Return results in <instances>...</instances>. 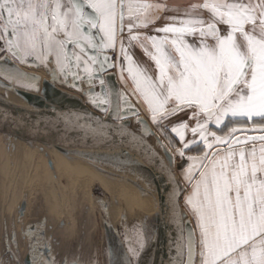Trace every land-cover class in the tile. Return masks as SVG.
Segmentation results:
<instances>
[{
    "label": "snow or ice",
    "instance_id": "snow-or-ice-1",
    "mask_svg": "<svg viewBox=\"0 0 264 264\" xmlns=\"http://www.w3.org/2000/svg\"><path fill=\"white\" fill-rule=\"evenodd\" d=\"M165 10L166 3L146 0H0V53L21 61L34 57L42 64L54 57V73L66 80L70 72L77 84L86 82L90 102L122 120V104L128 111L134 106L127 93L109 92L103 76L115 67L105 53L119 44L127 61L121 76L127 73L125 84L152 119L159 124L190 112L195 121L180 120L170 128L183 142L176 149L181 157L193 146L202 148L201 154L186 157L187 169L181 165L192 189L186 203L196 220V228L188 231L186 264L197 259L199 264H264V134L248 135L264 133V123H255V118L264 121V0H202L188 5L183 16L166 17L172 22L154 29L162 35L132 34ZM126 16L129 45L138 43L154 61L155 76L125 48ZM7 75L34 87L24 73ZM240 118L243 124L228 127ZM210 124L228 132L218 135ZM187 132L191 140L185 139Z\"/></svg>",
    "mask_w": 264,
    "mask_h": 264
},
{
    "label": "water",
    "instance_id": "water-1",
    "mask_svg": "<svg viewBox=\"0 0 264 264\" xmlns=\"http://www.w3.org/2000/svg\"><path fill=\"white\" fill-rule=\"evenodd\" d=\"M20 62L24 61L20 60ZM27 63L35 68L40 67L33 61ZM112 69L113 67H109L106 71L111 92L114 89L119 90V81L115 78ZM16 71L26 74L28 77L26 83L34 84V87H26L25 82H18L7 75V72ZM47 71L50 73L49 69ZM31 77L38 79L32 80ZM40 81L41 75L34 70L24 69L10 56L5 55L0 58V90L30 105L24 106L0 100V127L43 139L66 151L88 157L102 156L113 160L124 156L131 159L144 171L158 199L157 209L153 214L155 216L146 214L148 224L146 228L149 230L150 242L142 250L136 264H181V261L186 264L188 231L189 227L194 228V225L182 206L185 185L179 178L178 171H182L181 165L185 169L190 161H186L184 157L175 163L174 155L169 149L166 151L167 148L164 150L159 148L163 140L153 127L154 120L143 112L124 89L120 91L128 94L134 111H128V106L122 104L121 115L124 118L118 120L92 104L90 98H88L89 103L96 108L91 107L78 94L63 90L64 84L56 78L43 80L44 93L40 95ZM111 98L115 99L112 96ZM136 112L139 114L138 117ZM138 119L145 121L146 125L139 123ZM121 125L125 127L122 128ZM130 133H135V136ZM30 179L31 171L27 174V185ZM173 192H175L174 197L170 196ZM94 196L101 211L111 264H128L131 259L121 245L116 220L111 210L113 206L111 199L107 204L108 212L105 215L98 201L99 196ZM27 198L20 194L11 217L3 206L0 213V227L3 220H11L14 228L13 236L17 238L15 214H19L21 232L28 243L26 257L28 264H57L58 259L62 260V264H66V256L67 264H97L92 257L93 253L84 258L82 242L77 246L79 251L76 254L70 253L71 255H62L56 247L60 245L57 233L63 228L62 225L67 223L66 217L60 220L59 226L54 224L56 229L48 223L50 214L45 211H37L35 218L25 222ZM188 222H191L190 225ZM85 225L84 223L81 229L83 239L87 232ZM82 237L80 241H83Z\"/></svg>",
    "mask_w": 264,
    "mask_h": 264
},
{
    "label": "rangeland",
    "instance_id": "rangeland-1",
    "mask_svg": "<svg viewBox=\"0 0 264 264\" xmlns=\"http://www.w3.org/2000/svg\"><path fill=\"white\" fill-rule=\"evenodd\" d=\"M153 0H146V2ZM141 2H144L141 1ZM8 55V54H4ZM10 56L13 60L19 63L24 69H30L36 71L41 75V81L39 83V94L43 95V80L51 79L50 73L47 71V67L43 70V67L35 68L27 61L24 62L16 57ZM32 62V61H31ZM43 77V78H42ZM129 82V81H128ZM130 83V82H129ZM95 84V88H96ZM97 90L99 93L101 88ZM64 90V88H62ZM70 93H76L88 103L87 92L78 93L73 90L68 91ZM0 99L7 100V98L0 94ZM138 103L142 105V101L138 100ZM143 107V106H142ZM151 117V115H147ZM190 113H180L177 116L169 117L157 124L153 121V127L163 140L159 148L169 149L175 158V163L181 161L184 157H181L176 149L182 146V141L178 139L175 133L170 131L171 126L179 122L180 120H186L190 125H194V121L189 119ZM152 118V117H151ZM255 123H264L260 118H255ZM222 126L214 124L209 125L210 131L217 132L218 135L223 134L228 130L224 128L221 131ZM229 127V126H228ZM192 134L186 133V140H191ZM197 139L199 137L197 136ZM10 150L11 158L3 159L0 161V193L5 191L10 193L12 199L8 202L3 201L0 197V213L6 207V212L10 215L15 211L18 194L22 190V182L26 180L29 171L33 172L31 179L29 192V207H28V220L36 217L37 211H44L50 209V197L51 195L58 196L61 207L67 214L68 218L77 221L75 226L63 227L57 235L59 236L60 245H65V242L71 248L67 250L63 247L61 253L63 254H76L75 247L79 246L82 242L83 253L85 256H89L94 248L98 252L97 264H111L109 243L105 234V229L102 221L101 211L98 207L96 198L94 195L99 196L98 199L100 206L104 209L105 215H107V204L110 202L116 203L115 209L113 206L111 210L116 220L117 230L121 240V245L124 247V251H127L132 264H136L138 257L142 250L150 242L149 230L146 228L147 219L146 214H155V208L151 201L145 195L143 189L149 187L147 181L139 175L137 172L134 175L130 174H115V173H98L78 171L71 165L70 155L64 150L52 148L45 143V140L19 134L12 129L0 127V146H6ZM201 146H193L191 151L185 152V157L190 155L201 154ZM186 169V168H185ZM76 170V171H75ZM25 173L26 177H25ZM79 173V174H78ZM178 176L185 185V191L182 196V206L188 216L194 221L195 217L191 213L189 206L186 203V197L189 195L188 189L191 192V185L185 180L183 172L178 171ZM25 177V179H23ZM1 196V195H0ZM18 196V197H17ZM10 197V198H11ZM13 202L14 207L9 208L8 204ZM46 208V209H45ZM155 215H153L154 217ZM86 224L85 239L81 236L82 225ZM21 232V229H20ZM23 232H21V236ZM79 237V238H78ZM83 241H80V239ZM2 240V226L0 227V242ZM70 242V243H69ZM78 248V247H77ZM135 249L137 255L132 257L129 249ZM65 252V253H64ZM74 252V253H73ZM71 253V254H70Z\"/></svg>",
    "mask_w": 264,
    "mask_h": 264
},
{
    "label": "flooded vegetation",
    "instance_id": "flooded-vegetation-1",
    "mask_svg": "<svg viewBox=\"0 0 264 264\" xmlns=\"http://www.w3.org/2000/svg\"><path fill=\"white\" fill-rule=\"evenodd\" d=\"M141 1H143V0H141ZM128 22L129 21H128V18L126 16V19H125V30H124L123 35H122V39L124 41V44H126V41L128 40V37H129V33H128V30H127V23ZM150 25H152V24H149L148 26H150ZM69 47H71V45ZM4 54H8V53H0V58L3 57ZM105 54L108 55L110 57V59H111V62L113 64H115V67H113L112 70L114 72L115 78L119 81V91L121 89H124L134 99V101L137 103V105L141 109L144 108L143 105H141L140 103L137 102L138 101L137 97L132 95V93L129 91V88L125 84V79H126L125 75H124L123 78L121 76V65L122 64H121V54H120L119 44H117V47L114 50H107ZM8 55H10V54H8ZM28 58H29V60L31 59L30 61L36 62V63L39 64V66H42L43 70H46V69H44V67L45 68L47 67V69H49V71H50V76L52 78H56V79L60 80L62 82V84H64L62 87L65 90L72 91V92L74 90V91H76L78 93L88 92L89 85L86 82H84V81H80L77 84L73 80L70 72H69V75H68L66 80H65V77H64L63 73H61L59 71H57L55 73L53 72V69H55L57 67L56 64H55L54 57L50 56L48 58V61L43 63V64L40 61H37L34 57H28ZM81 74H83V73L81 72ZM106 74H107L106 72L103 73V76H104V79H105V84L107 85V87L109 89V92H111V87H110V85H109V83L107 81V77H106L107 75ZM94 83L97 85L96 88H95V92L98 93L97 90L99 88H97V87H100L99 80L98 79L95 80ZM128 84H130V83L128 82ZM109 99H112L111 96L109 97ZM88 104L91 107L96 108L95 106L91 105L89 102H88ZM9 151L10 150L7 148V145L4 146V147L0 146V161H2L3 159H6L7 162H8V159L11 158V154H9ZM26 174L27 173H25V177H26ZM32 176H33V172L31 171V179H32ZM25 177L23 179H25ZM31 179L29 181L28 187L26 186L27 185L26 184V180H23V182H22V185H23L22 186V190L18 194V196L20 194H22V196L25 195V196L28 197L27 198L25 222L29 221L28 220V207H29V192L28 191L30 190ZM0 195H1L0 197H1V199L3 201L5 200V201L8 202L10 199H12L11 201H13V199H14L13 197H11L10 193H6L5 191L1 192ZM50 199H51V201H50V209H49V211H47L46 208H45L46 210H44L45 213L49 212V214H50V215L48 214L50 216L48 223L49 224L51 223L53 225V227H54V224L59 226L60 225V220L62 218H64V217H66L67 218V223L63 224L62 227H67V229H68L69 223H71V226L73 225V226L76 227V224L78 222L74 221L73 219L68 218L67 214L65 213V211L61 207V202H60L58 196L56 197L54 195H51ZM16 205H17V203H16ZM11 207L15 208V205H13V202L10 203V205L8 204L7 211ZM5 210H6V207H5ZM18 215H19L18 213L15 214V223H16V228H17V231H18L17 238L13 236V229L14 228H13V225L11 223V220H9V221L8 220L7 221L3 220L2 221V240L0 242V264H28L27 261H26L27 252H28V243H27V240L25 238H23V236H21V232H20L21 226H20V220L18 218ZM8 216L11 217L10 213H9ZM47 219H48V217H47ZM53 221L56 222V223H54ZM86 240L87 239H85V242H86ZM70 245H71V243L68 245L65 242V245L61 244V245H57L56 247L59 249V251L61 253L63 247H65L67 250H69L71 248ZM77 249L78 248L75 247V253H77L79 251V250L77 251ZM82 249H83V246H82ZM83 251H84V249H83ZM92 253H93L92 257H94L95 260L99 261L98 252L95 250V248H94V251ZM89 256H85L84 255V258L89 257ZM67 261H68V257L66 256V264H67ZM56 263L57 264H62V260L58 259V261Z\"/></svg>",
    "mask_w": 264,
    "mask_h": 264
},
{
    "label": "crops",
    "instance_id": "crops-1",
    "mask_svg": "<svg viewBox=\"0 0 264 264\" xmlns=\"http://www.w3.org/2000/svg\"><path fill=\"white\" fill-rule=\"evenodd\" d=\"M201 2H202V0H153V1H149V3H166L168 6V10H165L164 12H162V14L160 15V18L157 19L152 25L147 26V27L133 28L132 34L139 33L142 36L143 35H162V33L156 32V31H154V29L163 27L165 24L172 22V21L166 19V17L183 16L185 9L188 7V5H190L191 3H201ZM171 9H177V10L172 11ZM202 15L205 19L210 18V15L206 10H204L202 12ZM220 27L223 30L224 26L221 25ZM188 39H189V42H192V38H188ZM144 43H145V46L149 48V51H152L150 44L148 42H144ZM124 45H125V48L127 49L128 53H129V55H131L133 57L134 61L137 64H139L140 66L146 67L155 76L156 70H155L154 61H152L150 59V57L145 53L143 48H141L140 45L136 42H132V44L129 45L128 40L126 41V44H124ZM121 64L126 69L127 61L125 59H123L122 57H121ZM125 77L127 79V73L126 72H125ZM128 81L131 84V80L129 79ZM142 105L144 106V108H142L143 112L147 115H151L150 112L146 110V105L143 103H142ZM183 113H186V112H183ZM188 113H190V112H188ZM243 123H244L243 118H240V120L236 124H229V128L238 127ZM246 126L251 127L252 125H251V123H248ZM227 132H228V130L221 135H225ZM253 134H264V133H259V132H249L248 133V135H253ZM190 163H191V161L189 162V164ZM187 167H186V169H187ZM187 191L189 192L188 194L191 193L190 189H188ZM191 191H192V189H191ZM193 225H194V228H196V222L193 221ZM197 235H198V229H197ZM197 264H199L198 259H197Z\"/></svg>",
    "mask_w": 264,
    "mask_h": 264
},
{
    "label": "bare ground",
    "instance_id": "bare-ground-1",
    "mask_svg": "<svg viewBox=\"0 0 264 264\" xmlns=\"http://www.w3.org/2000/svg\"><path fill=\"white\" fill-rule=\"evenodd\" d=\"M0 94L5 96L7 100L0 99L1 101H8L12 102L18 105H24V106H30L24 103L23 101L17 99L16 97L8 94L7 92H4L0 90ZM45 143L50 146L54 147L57 149L64 150L54 144H51L50 142L45 141ZM71 157H70V162L73 168L77 169L78 171H87V172H108V173H115V174H130L134 175V173H138L141 175L149 184V187L144 188L143 191L147 198L151 201L153 207L155 208V211L157 209L156 205L158 202L157 195L155 194V190L153 187L150 185L147 176L145 175L144 171L141 169L140 166H138L135 162H133L131 159L126 158L124 156H120L117 159H108L107 157H88L84 156L82 154L74 153L71 151H66ZM111 158V157H110ZM76 171V170H75ZM79 174V173H78ZM28 187V185H26ZM55 198V197H54ZM116 203H112L113 208L115 209L117 200L114 198Z\"/></svg>",
    "mask_w": 264,
    "mask_h": 264
}]
</instances>
